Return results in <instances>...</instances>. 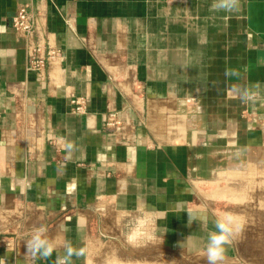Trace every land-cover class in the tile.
Instances as JSON below:
<instances>
[{
    "label": "crops",
    "instance_id": "crops-1",
    "mask_svg": "<svg viewBox=\"0 0 264 264\" xmlns=\"http://www.w3.org/2000/svg\"><path fill=\"white\" fill-rule=\"evenodd\" d=\"M215 2L0 0V264H56L66 241L86 249L69 264H207L220 215L200 187L264 155V0ZM23 5L60 51L43 79L11 28ZM40 227L47 258L25 247ZM253 243L233 240L223 264H253Z\"/></svg>",
    "mask_w": 264,
    "mask_h": 264
},
{
    "label": "rangeland",
    "instance_id": "rangeland-1",
    "mask_svg": "<svg viewBox=\"0 0 264 264\" xmlns=\"http://www.w3.org/2000/svg\"><path fill=\"white\" fill-rule=\"evenodd\" d=\"M239 172L201 186V196L220 217L232 213L243 221V229L234 241L254 242V248L243 254L253 264H264V155H258Z\"/></svg>",
    "mask_w": 264,
    "mask_h": 264
},
{
    "label": "clouds",
    "instance_id": "clouds-1",
    "mask_svg": "<svg viewBox=\"0 0 264 264\" xmlns=\"http://www.w3.org/2000/svg\"><path fill=\"white\" fill-rule=\"evenodd\" d=\"M216 9L234 10L238 8V0H216L213 5ZM71 149V145L67 146ZM214 228L207 229L206 260L207 264H223L228 247L232 244L234 238L242 231L243 221L232 213H225L223 216L215 219ZM148 225L146 219H139L131 226L128 233L130 242H135L137 237ZM184 244H181L183 247ZM26 250L33 257L47 258L54 251L55 243L47 235L44 227L37 228L31 237L26 241ZM86 254V249L81 247L76 249L71 241H66L64 245V255L58 256L56 264H69L72 256L81 257Z\"/></svg>",
    "mask_w": 264,
    "mask_h": 264
},
{
    "label": "built area",
    "instance_id": "built-area-1",
    "mask_svg": "<svg viewBox=\"0 0 264 264\" xmlns=\"http://www.w3.org/2000/svg\"><path fill=\"white\" fill-rule=\"evenodd\" d=\"M11 28L24 43L27 69L43 79L46 68L60 56V51L51 44L45 18L23 5L16 10L12 17ZM71 103L75 105L76 112H81L86 107V100L83 97H72ZM103 125L106 130L113 133L119 143L128 144L131 142L132 132L128 125L119 118L116 111H108L105 114ZM52 144L57 145L53 141Z\"/></svg>",
    "mask_w": 264,
    "mask_h": 264
}]
</instances>
